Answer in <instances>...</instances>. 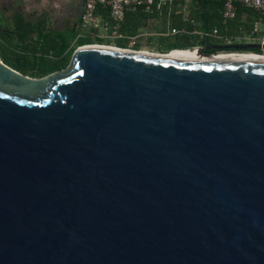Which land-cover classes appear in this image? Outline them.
Returning a JSON list of instances; mask_svg holds the SVG:
<instances>
[{
	"label": "water",
	"instance_id": "95a60500",
	"mask_svg": "<svg viewBox=\"0 0 264 264\" xmlns=\"http://www.w3.org/2000/svg\"><path fill=\"white\" fill-rule=\"evenodd\" d=\"M174 51L0 59V264H264V59Z\"/></svg>",
	"mask_w": 264,
	"mask_h": 264
},
{
	"label": "flooded vegetation",
	"instance_id": "af4514ba",
	"mask_svg": "<svg viewBox=\"0 0 264 264\" xmlns=\"http://www.w3.org/2000/svg\"><path fill=\"white\" fill-rule=\"evenodd\" d=\"M85 2V0H77L73 8H65L62 15L53 17L45 10L44 4L35 3L32 0H12V4L8 7L3 6L0 1V59L2 63L16 72L33 78H40L41 73L58 65L60 58L53 54L62 42L69 44L70 48L76 42L73 35L80 28V18ZM119 35L123 37L120 38ZM111 36L118 39L127 37L121 29L117 34L112 32ZM138 37L141 36H135V38ZM72 39H74L73 42ZM174 45H178L179 48L186 47L184 50L194 49L197 55L203 57L247 54L245 52L249 51L210 49V46L225 45L212 42L205 46L197 43L194 47L188 43ZM157 46L165 50L171 47L164 42H159Z\"/></svg>",
	"mask_w": 264,
	"mask_h": 264
},
{
	"label": "crops",
	"instance_id": "0c3cea01",
	"mask_svg": "<svg viewBox=\"0 0 264 264\" xmlns=\"http://www.w3.org/2000/svg\"><path fill=\"white\" fill-rule=\"evenodd\" d=\"M3 6L8 7L12 4V0H0ZM35 3L45 5V10L51 13V16L57 17L62 15L65 8L71 9L76 5L77 0H32ZM256 12V11H255ZM246 10L239 14L235 19L225 20L223 10L220 3L203 4L201 2H183L172 3L163 7L160 11L154 8L152 11H127L126 17L120 29H133V27L144 26L150 30V35L154 33L160 34L158 37H175L181 38V34L171 35L170 31L173 28L179 30L185 29L186 25L193 26L194 30L188 43H200L202 40L196 32H202L207 28L209 30L218 29V26L228 27L224 32L225 36L230 35L229 41L235 38L242 39L245 33L250 34L252 25L257 19L259 13ZM260 17V15H259ZM250 30V31H249ZM228 38V36H227ZM224 40V39H223ZM220 42V38H210L207 41L216 44H227ZM225 44V45H226ZM229 45V44H227Z\"/></svg>",
	"mask_w": 264,
	"mask_h": 264
},
{
	"label": "built area",
	"instance_id": "2783aa9c",
	"mask_svg": "<svg viewBox=\"0 0 264 264\" xmlns=\"http://www.w3.org/2000/svg\"><path fill=\"white\" fill-rule=\"evenodd\" d=\"M85 6L80 18V29H98L101 25L109 28L114 34H117L120 29V24L124 21L127 11H137L144 9L152 11L155 7L161 10L163 7L172 3L183 2H203L216 0H85ZM224 5V19H235L237 15L238 5L244 6L248 9L256 11H264V0H223ZM103 9L110 10V16L105 19L102 15ZM186 33L185 30L173 28L170 31L171 35H178ZM201 38L206 39L214 37L218 34L217 30H213L211 34L196 32ZM264 34V20L259 19L255 21L251 28V35ZM122 38V35H119ZM134 44V43H133ZM227 44H232L227 41ZM261 46L264 48V40L261 41Z\"/></svg>",
	"mask_w": 264,
	"mask_h": 264
},
{
	"label": "rangeland",
	"instance_id": "374dc122",
	"mask_svg": "<svg viewBox=\"0 0 264 264\" xmlns=\"http://www.w3.org/2000/svg\"><path fill=\"white\" fill-rule=\"evenodd\" d=\"M111 30L109 28H106L104 25H101L98 29H95V30L78 28L75 35H73V38L75 39L76 42L71 46V48H74L79 43L78 41H88V42H91V44L93 43V44H104V45H112V46L114 45L117 47L122 46L121 48H129L131 50H137V51L147 50L152 53L165 54L171 51V49H167V50L161 49V47L157 46V44L159 45V42H164L170 45L176 44V43L183 44V43L177 42V39L173 36L170 38H166V37L161 38V37H158L160 34H157V33L150 35L149 34L150 30L144 26L138 27L136 35L141 36L138 38H135L136 35L134 37L128 35L127 37H125V39L114 38L113 36H111L112 35ZM74 39H72V42L74 41ZM262 40H264V34H259V35L254 36V35H251V33L250 34L245 33L242 39L235 38V39H232L231 42L232 44L241 43V44L261 45ZM196 44H197L196 42H193L190 45L191 47H194L196 46ZM185 48H178V49H173V50H184ZM245 53L264 55V50L262 51V54L253 52L250 50ZM13 65L15 66L16 64H13Z\"/></svg>",
	"mask_w": 264,
	"mask_h": 264
},
{
	"label": "trees",
	"instance_id": "16d2710c",
	"mask_svg": "<svg viewBox=\"0 0 264 264\" xmlns=\"http://www.w3.org/2000/svg\"><path fill=\"white\" fill-rule=\"evenodd\" d=\"M201 2V1H200ZM220 3V5H221V9L223 10V16H224V5H223V0H216V1H203V2H201V3H203V4H211V3ZM155 8V7H154ZM153 8V9H154ZM140 10H143L144 11V9H139V10H137V11H140ZM246 10H250L251 11V13L252 12H255L256 10H252V9H248V8H246V7H244V6H240V5H238V7H237V15H236V18H237V16H239V14H241V13H243V12H245ZM146 11V10H145ZM256 13H259L258 15H257V19L258 18H260V19H262V20H264V11H256L255 12V14ZM102 15H103V17L105 18V19H108L109 18V16H110V10L109 9H103L102 10ZM259 15H260V17H259ZM121 28V27H120ZM125 29H121L122 30V32L123 33H125L127 36L129 35V36H135L136 35V33H137V30H138V27L137 26H135V27H133V29H127L126 27H124ZM185 29H183V30H185L186 31V33H183V34H181L180 36H181V38H179V39H177V42H181V43H184V44H186V43H188L189 42V39H190V37H191V35H192V32H193V30H194V28H193V26H188V25H186L185 27H184ZM214 30H217V32H218V34L216 35V36H214V37H209V38H206V40H208V39H210V38H220V39H222V41H220V42H223L224 43V41L226 42V40L225 39H229L230 37V35H227L228 36V38H227V36H225L224 34V32H226V30H228V27H226L225 29H224V27H220V26H218V29H214ZM250 31V30H249ZM213 32V29L212 30H209L208 28L206 29V30H203L202 31V33H209V34H211ZM131 34H133V35H131ZM164 37H166L167 38V36H164ZM200 37V36H199ZM201 38V37H200ZM224 39V40H223ZM201 40H205V39H203V38H201ZM229 41V40H228ZM79 43L74 47V48H70L69 47V44H67V43H65V42H62V45L59 47V49L57 50V51H55L54 52V56L55 57H59L60 58V63L58 64V65H56L55 67H51L48 71H46V72H44V73H41L40 74V78L41 77H43V76H46V75H48V74H50V73H53V72H55V71H60V70H62V69H64L67 65H68V63H69V60H70V56H71V54L73 53V51L77 48V47H79V46H82V45H89V44H91V42H88V41H78ZM202 42V41H201ZM201 42H200V44H201ZM93 44V43H92ZM188 44H191V43H188ZM226 44V43H225ZM118 47H122V46H118ZM179 48V46L178 45H174V44H172L171 45V47L169 48V49H171V50H173V49H178ZM127 49V48H126ZM129 49V48H128ZM250 51H253V52H257V53H261L262 54V51H261V49H254V50H250ZM27 75V74H26Z\"/></svg>",
	"mask_w": 264,
	"mask_h": 264
},
{
	"label": "bare ground",
	"instance_id": "6f19581e",
	"mask_svg": "<svg viewBox=\"0 0 264 264\" xmlns=\"http://www.w3.org/2000/svg\"><path fill=\"white\" fill-rule=\"evenodd\" d=\"M158 55H161L159 53ZM169 57H176V58H186V59H198L197 53L194 51L186 50H178L172 52ZM229 58H234V59H246V58H252V59H264V56H256L255 54H236V55H222V56H217L216 59H229Z\"/></svg>",
	"mask_w": 264,
	"mask_h": 264
}]
</instances>
